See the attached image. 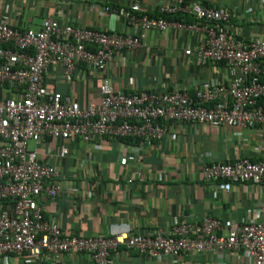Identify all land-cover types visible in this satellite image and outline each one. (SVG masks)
Here are the masks:
<instances>
[{
    "label": "built area",
    "instance_id": "1",
    "mask_svg": "<svg viewBox=\"0 0 264 264\" xmlns=\"http://www.w3.org/2000/svg\"><path fill=\"white\" fill-rule=\"evenodd\" d=\"M106 11L118 15L127 26L138 27L139 32L61 26L54 17L46 18L38 29H21L11 25L7 15L0 17V264L15 255L35 257L44 251L55 257L86 252L94 264H110L112 253L120 246L157 263L185 253L224 256L242 252L252 264H264V202L258 217L242 222H225L211 214L199 222L185 220L168 228L100 232L89 237L65 234L58 223L45 217L39 198L43 193L59 195L60 184H48L59 171L40 159L37 149L30 148L31 142L118 137L153 146L167 135L177 134L167 122L259 128L264 135V35L246 38L231 24L233 11L199 1L182 5L163 2L157 16L143 14L138 2L129 7H107ZM178 12L192 15L194 21L160 15ZM172 27L201 33L203 44L186 49L185 54L201 65L223 64L229 81L198 89L193 95L186 84L126 92L103 78L98 88L100 98L86 107L46 83L56 66L67 76L76 73L80 64L103 72L116 51L140 47L150 30L163 32ZM68 153L63 144L60 155ZM138 170L142 171L140 166ZM201 174L207 184L220 180L263 184L264 158L206 163Z\"/></svg>",
    "mask_w": 264,
    "mask_h": 264
},
{
    "label": "crops",
    "instance_id": "2",
    "mask_svg": "<svg viewBox=\"0 0 264 264\" xmlns=\"http://www.w3.org/2000/svg\"><path fill=\"white\" fill-rule=\"evenodd\" d=\"M193 1L233 11L232 25L248 39L264 35V0H0V17L21 29H38L48 17L61 26L74 25L119 33H138L107 7H129L138 2L143 14L158 13L161 3L189 4ZM183 13V12H182ZM184 21H194L183 13ZM203 44L196 31L169 28L150 30L143 45L116 51L105 71L93 72L80 64L67 76L61 66L52 68L46 83L54 90L86 107L100 98L99 84L109 78L118 89L132 92L186 84L191 93L208 88L230 76L223 64L201 65L185 50ZM176 128L153 146L141 140L109 137L84 142L46 139L34 144L41 160L55 165L59 176L48 184L61 186L59 195L41 194L45 217L58 223L65 234L94 236L103 233L145 232L154 227L168 228L182 221L199 222L215 215L225 222H242L258 217L264 202V183H205L201 171L206 163L264 158V135L259 128L241 129L191 122L166 123ZM69 153L61 156V146ZM138 166L142 171L138 170ZM141 176L144 180H140ZM226 184H229L227 186ZM77 189L74 191L73 189ZM3 264H94L86 252L72 251L55 257L48 251L39 256L15 255ZM110 264H252L242 252L224 256L185 253L155 262L151 257L120 246Z\"/></svg>",
    "mask_w": 264,
    "mask_h": 264
},
{
    "label": "trees",
    "instance_id": "3",
    "mask_svg": "<svg viewBox=\"0 0 264 264\" xmlns=\"http://www.w3.org/2000/svg\"><path fill=\"white\" fill-rule=\"evenodd\" d=\"M117 7V6H116ZM157 14H159V13H155V14H153V15H151V16H157ZM161 16H164V17H166V18H168V19H171V20H176V21H183V13L182 12H178V13H174V14H160ZM187 22H191V21H187ZM191 93V92H190ZM191 94H193V93H191ZM194 95V94H193ZM261 102H263V100L262 101H260V103ZM126 139H128V138H126ZM132 139V138H131ZM213 162H215V161H213ZM226 162H230V161H226ZM231 162H234V161H231ZM210 163H212V162H210ZM234 183H236V182H234ZM237 183H239V182H237ZM241 184V183H240Z\"/></svg>",
    "mask_w": 264,
    "mask_h": 264
},
{
    "label": "rangeland",
    "instance_id": "4",
    "mask_svg": "<svg viewBox=\"0 0 264 264\" xmlns=\"http://www.w3.org/2000/svg\"><path fill=\"white\" fill-rule=\"evenodd\" d=\"M29 146H30V148H35V145H34L33 142H31V143L29 144Z\"/></svg>",
    "mask_w": 264,
    "mask_h": 264
}]
</instances>
